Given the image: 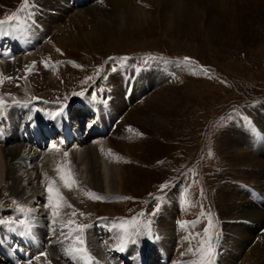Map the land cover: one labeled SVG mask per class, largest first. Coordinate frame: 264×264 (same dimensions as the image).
<instances>
[{
    "label": "rangeland",
    "instance_id": "374dc122",
    "mask_svg": "<svg viewBox=\"0 0 264 264\" xmlns=\"http://www.w3.org/2000/svg\"><path fill=\"white\" fill-rule=\"evenodd\" d=\"M247 1L257 4L259 0ZM21 5L22 0H0V19L16 12ZM180 14H184L180 9L161 8L160 0L134 3L132 7L126 3L110 6L104 0H29L28 6L19 13L18 20L4 26V30L0 31V48L10 51L11 57L0 53V60L5 63L7 58H11L17 65L13 72H8L6 68L0 71V98L5 103L14 101L18 104H34L33 107L43 114V122L49 123L54 129L58 128L59 118H49L50 113L60 111L61 105L64 108L81 105V102L89 97H102L105 100L106 92L113 88L112 81L117 75L128 71H148V74H151L157 64L165 61L176 63L177 66L169 78L166 75L162 78H150L151 76L147 75L150 84L136 95L132 104L128 101L129 105L124 109L126 114L139 103L142 110H152L154 106L159 107L165 103L162 110L160 109L161 114L157 116L167 120V124L165 122L166 126L163 125L161 129L156 128L155 132L149 131L148 128H138L131 129L129 135L124 136V130L113 135L119 149L115 154L123 166L121 172L124 180L119 183L123 187V193L92 189L85 185L83 165L75 166L69 163V166L60 162L65 165L63 167L70 169L67 174L73 172L71 177L75 181L69 189L62 184L60 176L55 175L56 189L65 187L61 189L63 191H59L64 198L60 204L64 209L61 212H64V216L57 213V216L53 217L50 212L52 208L47 206V189L45 184H41L47 180L46 171L40 165L38 174L42 179H35L37 183L34 182L33 186L37 196L35 195L30 203L21 202L23 199L12 194L10 196L8 191L5 193L6 190H0V206L5 208L0 212V218H24L16 217L15 214L19 212L15 211L16 205L13 201L30 209L28 216H32L34 211L36 213L41 207L37 216L55 219L62 225H67L69 221H73L74 225H89L83 236L87 241L93 238V242L101 244V249L106 248L98 257L107 263L112 259L108 256H117L120 260H126V263L135 264L140 258V253L142 254V247L145 245L147 248L151 240L155 238V241L162 236L160 216L166 206L165 201L170 197L177 205L175 212L172 211L169 217L175 232L170 260L175 263L182 255L181 258L187 261L185 264H192L199 258L197 254L189 249L182 250L188 245L190 232L197 235L198 245L194 249H198L201 241L205 240V229L209 228L210 220L213 227L209 228L208 235H212V244L217 247L225 236L226 228L223 223L227 224L223 222L224 219L217 209L221 183L225 181L229 187L243 190L250 198L253 193L258 199V205L264 202V186L258 188L252 181H245L246 171L243 166H236L235 161L231 160L232 156L220 148L221 136L235 126L252 128L249 131L253 135L261 140L264 138V133L259 129V125L264 123V16H261L255 25L250 26L252 29L237 40V43L229 44L223 40L210 39L207 34L197 36L178 32L179 29H175L174 24ZM41 20L48 22L49 26H41ZM25 21L28 25L24 24ZM32 23L36 24V32L40 30L38 35L43 32L38 38L32 34L35 29ZM204 27L206 28V25ZM59 31H64L66 38L69 35L71 42L66 44V48L57 45L55 49L46 48V43H53V37ZM4 32L8 34L5 35ZM23 37L32 42L28 50L25 49ZM110 57L117 59L110 60ZM125 57L126 61L120 59ZM185 57L190 60L185 61ZM33 62L34 67L28 71L27 68L32 66ZM45 62L49 66L46 67ZM113 68L117 70L113 71ZM120 77L123 78V75ZM130 93L129 91L128 94ZM82 110V115L79 112L72 116L82 118L87 129L85 134H89L91 143L97 148L100 143L97 141L101 138L94 134V119L86 117V114L90 115L88 112L92 114V111L85 108ZM0 111V120L5 124V115L9 112L12 114V111ZM151 117L154 118L153 113ZM119 121L123 122V115L116 118V122ZM87 139L89 141V138ZM29 146L32 151H25ZM29 146L22 151V154L26 153L27 162L31 161L32 152L37 150L32 144ZM259 146H247L244 149L263 162L259 171L256 170L260 172V181L263 183L264 141ZM77 147L74 140L65 149L47 148L44 151H49L51 157L53 152L59 151L65 156V153L70 154ZM99 149H96L97 152ZM128 150H132L131 154ZM28 166H33V163H28ZM71 168H75L76 178ZM19 175L23 194L29 196L32 192L27 184L28 177L23 171H20ZM238 179L245 180L240 184ZM57 180H60L61 185H58ZM118 182L115 179L112 182L115 189ZM163 184L168 186L161 190L160 186ZM89 193H96L104 199L90 198ZM67 195L69 197H66ZM125 197L131 199H124ZM252 205L257 206L254 203ZM110 208L115 213H108ZM157 208L160 209L158 212ZM73 212L76 214L73 215ZM138 213H143L137 219L143 234L132 236L135 243L125 241L124 250L121 251L119 247L113 246L120 244L114 231L116 228L120 229L122 220L136 217ZM29 219L28 222L32 223ZM149 220L152 221L150 231L143 227ZM40 222L42 221H36L37 226L43 229L44 224ZM182 222L186 223L182 226ZM245 223L253 229L254 238L243 253L256 244L264 248V226L255 225L251 220ZM51 226L47 231L45 227L43 229L48 233V241H53L64 250L70 241L61 236L59 225ZM67 231L65 228V233ZM217 232L221 233L218 240L213 235ZM6 233L7 231L4 233V239ZM263 255V250L258 253L256 264H264ZM38 256L40 254L36 253L34 258ZM65 256L64 254L56 259L59 264H78V260ZM221 257L217 262L215 253L212 257L213 264H225L226 256L222 259ZM157 258L156 264H165L161 258ZM40 260L46 262L44 257H40ZM242 260L241 255L235 258L233 263L245 264ZM0 264L9 263L0 258Z\"/></svg>",
    "mask_w": 264,
    "mask_h": 264
},
{
    "label": "bare ground",
    "instance_id": "6f19581e",
    "mask_svg": "<svg viewBox=\"0 0 264 264\" xmlns=\"http://www.w3.org/2000/svg\"><path fill=\"white\" fill-rule=\"evenodd\" d=\"M104 1L106 2V4L110 6L113 5L120 6L121 4L126 3L128 4V6L132 7L134 3L146 2L147 0H104ZM160 3H161V8L167 7L172 10L180 9L181 12L184 13V14H180L179 18L175 21L174 24L175 29L181 30V31L178 30V32L196 34L197 36L202 34L204 35L207 34L209 35L210 39L215 38V40H223L227 43L229 42V44L237 43V40H239L243 35H245L248 32V30H250L251 28L250 26L255 25V23L260 21V17L264 16V11H263L264 0L257 1V4L255 3L252 4L247 0H160ZM39 23H41V26H45V27L49 26V23L48 22L45 23V21L43 20L39 21ZM31 25H33V27L35 28V29L33 28L34 30H32L33 36L35 38L40 37L43 34V32L38 35V33H40L39 32L40 30L36 32V27H35L36 24L32 23ZM205 25L206 28L204 27ZM251 32L253 33V30ZM23 33L25 34V32ZM63 33L64 31H59V33H57V35L53 37L54 42L53 39L51 40L53 43L57 42V44L46 43L47 47L46 46L45 47L46 48L52 47L53 49H55V47L61 46L62 48H66V44L69 41L71 42V37H69L68 35V37L66 38V36L63 35ZM3 53H7L6 50H4ZM4 56L9 58V54ZM8 58L5 61V63L2 61L3 64L1 63L0 60V71L2 70V68L3 69L6 68L8 72L14 71L17 62H13L11 58L10 59ZM176 66H177L176 63H171V62L169 63L165 61L157 64L151 70L152 72L151 74L150 72L148 74V71H142L139 73L137 72L135 73V71H128L127 73L119 74L117 75L116 78L114 77L115 79L112 81L113 88L107 90L106 92L107 97L105 100L102 97H97L90 102L96 108V116H98L99 126L101 127L103 132V135L98 134L96 136L97 138L98 137L101 138L100 140L97 139L98 143L100 141L98 145V147L100 148L98 151L100 155L96 150L98 147L96 148V145L94 146L92 144L93 142L91 143L90 136L88 134L87 135L85 134L87 133V129L83 124L84 121L82 120V118H79L80 116L73 117L75 114H77L75 113L74 110V112L72 113L73 114L72 126H74L75 128L74 129L75 136L77 137L76 138L77 140H75V142H77L78 147L74 148L70 154H67V156H63L62 155L63 152L59 151L57 152L58 154L56 152H53L54 155H52L53 157H51L49 155V151H44L45 148H42V146H40L41 147L40 150H35L34 152H32V155L30 154L31 155L30 162L33 163V166L27 167V164L30 162H27L26 153L22 154V151H24L25 148L29 146V143L27 142V139H24V137L21 136L23 121L21 120L20 114L18 115V113H14L16 110H20L21 108H18L16 106L13 107H9L7 105L6 107L4 106L5 110H7V108L11 109L12 114H10V112L8 111L9 112L8 120L11 123L10 129L4 133L2 132L3 134L2 136H0V184H1L0 190L3 189V192L4 190H6L5 193H7L8 191L10 193V196L12 194L16 196V198L23 199V201L21 202L30 203L31 200L36 195L34 193L36 191V188L33 186V183L36 182L35 179L36 180L40 179L39 176L40 174H38L39 166L42 165L43 170L46 171L45 174L47 178L46 181L44 180L46 183L45 182L44 183L40 182V183L45 184L44 186L47 189L49 179H51L53 181V187L56 189L55 187L56 183H54L55 182L54 177L55 175L56 177L60 176L59 173L56 171V169L58 167L61 168V170L64 171L65 174H67L68 170H70L67 169L66 167H63L65 165H61L60 162H62V163H67L68 165L69 163L70 164L72 163L75 166L83 165L86 175L85 178L86 186L92 189L94 188L96 190H100V191L102 190L110 193H116V192L120 194L123 193L124 192L122 190L123 187L122 185L119 184V183H123L124 180L121 172L123 166L121 164L119 157L116 156L117 154H115L116 151H118L119 149L116 142L113 140V135L114 134L117 135L120 132L122 133V131L124 130L123 135L125 136V134H128V132L131 129L136 130L138 128H148L149 131L155 132L157 131L156 128L161 129L163 127L164 123L167 120L165 121L162 117L161 118L158 117L157 114L159 115L161 114L162 106H164L165 103L160 104L159 107L154 106L152 110H142L141 106L139 107L141 103H139L138 105H136V107L134 106L132 109H130L126 114L124 112V109L126 108L127 105H129L128 101L130 104H132L134 102L136 95H138L145 88L147 84H150L149 78L146 77L147 75L151 76L150 78L152 77L162 78L164 75H166L169 78L171 75H173V70L176 69ZM2 73L4 74L3 71ZM122 75L123 78L120 77ZM129 91L131 92L130 94H128ZM79 110H81V108H78L76 111ZM67 112L68 111H66V113ZM82 112H80L81 115ZM152 113L154 115V118L151 117ZM38 115L40 116V114ZM121 115H123V122L120 121L116 122V118ZM166 124L164 126H166ZM250 129L252 128L244 127V126L243 127L235 126L231 128V130H226V134H223L221 136L220 148L226 150L225 152L227 155L232 156L231 160L235 161L236 166L237 165L243 166V168L246 171L244 176L246 180L245 179L244 180L252 181L254 185L258 186L259 188V186H264V181L263 183L262 181H260V179H262L261 174L256 170L259 171V168L263 162H261L258 158H255V156L253 157V155L250 154V152H248L244 148H246L247 146L253 148L258 147L259 144L263 143L264 138L263 140L257 138L255 135L252 134V132L249 131ZM259 129L262 133H264V123L259 125ZM253 131L256 132L255 129H253ZM129 134H131V132H129ZM73 138L74 137H72L71 142L73 141ZM87 138H89V141ZM71 142L69 143V141H67L66 143H64V145L62 146L59 145L58 148L65 149L67 148V146L71 144ZM28 150L32 151L30 146L25 151ZM128 152L129 154H131L132 150H128ZM71 169L72 171L74 170L73 176L74 178H76L75 176H77V174H75L76 173L75 168H71ZM20 171L26 173V176L28 177L27 184L29 185L30 192H32L30 193L29 196L23 194V189H22L23 186H21L20 175H19ZM114 179L119 181L118 187L116 189L112 183ZM244 180L238 179V181H240V184H242ZM224 182L221 183L218 189L220 195L218 198L217 209L218 212L220 213V216L224 219L223 222H225L227 225L223 223L224 228H226L225 229L226 232H224L225 236L223 237V240L220 242V244L217 245L216 247L215 253H216L217 262H219V258L223 255L226 256L225 264L227 262H230V264H234L233 260L235 258H239L242 255L243 258L242 261L245 264H256L259 258L258 253L262 250L264 252V248L256 244L252 246L248 252L243 253L246 247L248 246V244L253 242L252 240L254 238L253 229H251V227L246 225L245 222L247 220L248 221L251 220L255 225L261 224L262 226H264V202L260 203L259 205L261 207H259V205L256 202V200L258 199L255 198L256 196L253 193L250 194V196H252V198H250L249 196H247V194L245 195L243 190L236 189L237 187L236 188L229 187L230 185H228L227 183L225 184ZM59 183L60 180L58 181V185H61V183L60 184ZM62 184H64V182ZM60 187L61 186H59V188ZM63 188H60V190ZM66 197L69 196L67 195ZM72 202L74 201L72 200ZM253 203L256 204L257 206L254 207L252 205ZM165 205L166 206H164L165 208L160 216V220H161L160 232H162V236L156 239L154 243H156L157 247H159V249H161L162 252L166 255L168 262L167 264H172L173 261L170 260V255L172 253L171 249H172L175 232L171 227V221L169 220V217L172 211L175 212L174 209L177 207V205L170 197L167 199V201H165ZM2 209L5 208L3 206H0V212L2 211ZM63 210L64 209H62V207L59 206L57 208V213L59 215L61 214L62 216L64 212L63 213L61 212ZM39 211H41V207L37 210V212ZM37 212L35 213L34 211V214H32V216L29 215L30 219L36 217L38 222L39 220L42 221L40 223L44 224L46 231L48 227L52 228L51 225L57 224L59 225V227H61L62 224H60L55 219H54L55 224H53L52 219H47L42 216H37L38 215ZM107 212L112 214L115 213L114 210H112L111 208ZM15 215L16 217L23 216L21 213L19 214L16 213ZM0 216H2V213ZM29 224L34 228V231L38 238V242L40 243L39 245L42 249V250L38 249L37 251H33V253L36 252L38 254L39 251L47 252L48 260H50L53 264H59V262L56 259L61 255L64 256V250L58 244L56 243L54 244L53 241L52 242L48 241V237H47L48 233H45V231L43 230L44 227L42 229L41 227L33 223H29ZM15 226L16 225H14L13 227ZM9 229H10V225L0 224V234L4 236L5 231H7L6 233L7 235L5 236V239H7L8 242L12 246H14L18 251L15 264H22L23 262L29 264V261H31V264L35 263L36 258L31 259V257L28 255L29 253L28 251H24L21 249L19 250L16 247L17 244L14 242V240H11L10 238L13 237L14 235L16 237L17 235L19 236L20 235L19 231H21L20 228H18V230L15 232L10 231ZM114 234H116L117 237L119 238L122 235V230L116 228ZM188 236H189L187 243L188 245H186V247L182 249L183 251L189 248L194 249L198 245L196 242L197 235L195 236V232H190ZM42 241L44 242V245L46 244V246L42 244ZM93 241H94L93 238L91 239L89 238L88 241L86 240L88 252L89 253L91 252L95 256L102 255L103 250H105L106 248L103 247L104 249H101L102 248L100 246L101 244H97V242H93ZM150 243L151 242H149L148 244ZM156 245L153 244L150 249L148 248L150 245L147 248L145 247V245L144 248L142 247L143 253H142V258L140 260L141 262L140 264L157 263L156 262L157 260H155L156 255L154 256V254L156 253L155 252ZM113 246L118 247L116 246V244H114ZM186 255L189 256V254L187 253ZM181 256L179 260H177L173 264H185L187 261L185 259L183 260ZM0 258L2 259V261L6 263H10V261L7 260V258H5L3 255H1ZM113 260L117 261L118 259L116 257ZM181 260L183 261L181 262ZM43 261L44 260L37 261L36 264H46V262ZM78 264H90V263L86 260L82 262V260L80 259Z\"/></svg>",
    "mask_w": 264,
    "mask_h": 264
},
{
    "label": "snow or ice",
    "instance_id": "6c2138e0",
    "mask_svg": "<svg viewBox=\"0 0 264 264\" xmlns=\"http://www.w3.org/2000/svg\"><path fill=\"white\" fill-rule=\"evenodd\" d=\"M29 0H22V5L19 9H17L16 12H13L11 15H7L4 19H0V31L4 30V26L6 24H11L13 21L18 20L19 13L24 10L25 7L28 6ZM5 35H7V32H4ZM9 53H3V55H8ZM110 60H116L117 58L110 57ZM121 60H127V58H120ZM185 61L190 60V58L185 57ZM74 63V62H73ZM35 62H33L32 66H29L27 68L28 71H31V68L34 67ZM45 66H49L47 62H45ZM123 66V65H121ZM113 71H116V68L112 69ZM139 70V69H138ZM98 72L100 71L99 69L97 70ZM11 79V78H9ZM90 79V78H88ZM84 93H74V95H83ZM5 101L0 98V107H4ZM65 116V111H64V106H60V111L55 112V113H50L49 118L51 119H56V118H61ZM65 156H67V153H65ZM56 171L60 173V179L64 182V186L71 189L74 181L72 180V177L69 174H65L64 171L61 170V168H57ZM167 184H163L160 186L161 190L167 187ZM47 193H48V205L49 207L52 208V216L56 217L57 216V208L60 206L61 202H63L64 198L60 194L58 189H55L53 187V181L49 179L48 182V187H47ZM151 195V194H150ZM90 198L93 199H104V197L97 195L96 193H89ZM124 199H131L130 197H125ZM13 204L16 205L15 211L21 213L24 218H16L14 220H3L0 218V224H8L10 225V231H17L18 228H23L25 231H30V224L28 222V214L30 213V209L25 208L24 206L18 204L16 201H13ZM68 207H71V205H67ZM202 207V206H201ZM160 209L157 208L156 211L158 212ZM76 213L73 212V215ZM155 213H153L154 215ZM143 213H138L136 217H132L130 219H124L120 222L119 227L122 230V235L119 237L120 244L118 245L119 249L121 251L124 250V244L125 241L135 243V240L132 239L133 235L140 236L142 235V231L140 226L137 224V219L139 216H142ZM151 223L152 221L146 222L143 227L146 229L151 228ZM186 222H182L183 224ZM195 223V222H193ZM53 224H55V220H53ZM11 225H16L15 227H11ZM89 225H74L73 221H69L67 225H61V236L65 240H69L70 244L68 247L64 249V254L66 256H69L73 260L77 259H88L89 258V253L87 249V243L86 239L83 236V233L86 228H88ZM212 222L211 220L209 221V228H212ZM65 228L68 229L67 233H65ZM209 228L205 229V240L201 241L200 246L198 249H192L189 248V251H193L197 254L199 257L196 261H193L192 264H213V259L212 257L215 255L216 251V246L212 244V235H208L209 233ZM55 233V229L53 228V234ZM22 235L24 234L23 232L21 233ZM213 235L216 237L218 240L221 233H213ZM187 239V237H186ZM63 242V241H61ZM47 252H41L40 256L36 257V260L39 261L40 257H44L46 264H51L50 260H47ZM29 264H31V261H29Z\"/></svg>",
    "mask_w": 264,
    "mask_h": 264
}]
</instances>
